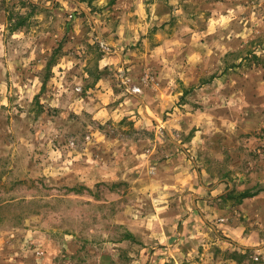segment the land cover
I'll list each match as a JSON object with an SVG mask.
<instances>
[{"label": "rangeland", "instance_id": "rangeland-1", "mask_svg": "<svg viewBox=\"0 0 264 264\" xmlns=\"http://www.w3.org/2000/svg\"><path fill=\"white\" fill-rule=\"evenodd\" d=\"M0 264H264V0H0Z\"/></svg>", "mask_w": 264, "mask_h": 264}, {"label": "crops", "instance_id": "crops-1", "mask_svg": "<svg viewBox=\"0 0 264 264\" xmlns=\"http://www.w3.org/2000/svg\"><path fill=\"white\" fill-rule=\"evenodd\" d=\"M168 226L167 225L163 226L162 229L168 228ZM227 228L230 230L231 236L235 235V237L233 236L234 239H237L238 237H241V238L243 237L241 235V233L237 231L238 230L237 227L228 226ZM161 232L162 231L157 232L155 235H152L153 239L157 240V245L156 246H159L161 244H168V243H170V241H172L175 238V236H177V233L180 234V232H176L175 233V230H174L173 227L169 229V232L168 231L166 233L165 232L161 233ZM241 238H238V239H241ZM244 241L245 240H242V242H244ZM173 246H175V244ZM168 247H171V245L168 244Z\"/></svg>", "mask_w": 264, "mask_h": 264}, {"label": "trees", "instance_id": "trees-1", "mask_svg": "<svg viewBox=\"0 0 264 264\" xmlns=\"http://www.w3.org/2000/svg\"><path fill=\"white\" fill-rule=\"evenodd\" d=\"M255 195H257V194H253L250 192H244V193H240L238 195H233L232 193H228V194L224 195L222 197V199H224L226 201H228L230 199H236L237 203L241 204L245 199L251 198Z\"/></svg>", "mask_w": 264, "mask_h": 264}]
</instances>
